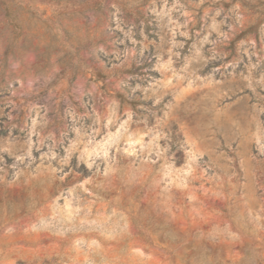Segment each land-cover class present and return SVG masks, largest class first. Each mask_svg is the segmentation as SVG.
I'll use <instances>...</instances> for the list:
<instances>
[{
  "label": "rangeland",
  "instance_id": "rangeland-1",
  "mask_svg": "<svg viewBox=\"0 0 264 264\" xmlns=\"http://www.w3.org/2000/svg\"><path fill=\"white\" fill-rule=\"evenodd\" d=\"M0 264H264V0H0Z\"/></svg>",
  "mask_w": 264,
  "mask_h": 264
}]
</instances>
